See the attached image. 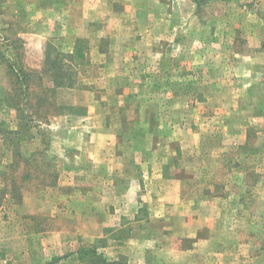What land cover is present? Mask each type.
I'll use <instances>...</instances> for the list:
<instances>
[{"label": "rangeland", "instance_id": "1", "mask_svg": "<svg viewBox=\"0 0 264 264\" xmlns=\"http://www.w3.org/2000/svg\"><path fill=\"white\" fill-rule=\"evenodd\" d=\"M0 264H264V0H0Z\"/></svg>", "mask_w": 264, "mask_h": 264}, {"label": "trees", "instance_id": "2", "mask_svg": "<svg viewBox=\"0 0 264 264\" xmlns=\"http://www.w3.org/2000/svg\"><path fill=\"white\" fill-rule=\"evenodd\" d=\"M76 53H77V56L79 57V58H81V59H83L84 58V53H83V51H82V49H76ZM27 79H28V77L27 76H23V74L21 75V76H16V82H18L19 81V84L21 83V84H23V81L24 80H26L27 81ZM29 81V80H28ZM25 92H27V86H26V90H25ZM26 95V94H25ZM47 96V95H46ZM46 96L44 95L43 97H42V99H39L38 100V102L41 104V103H44L45 101H47V98H46ZM37 102V103H38ZM11 106L10 107H14L15 109H16V112L18 113V121L20 122V124L22 125V127L23 126H27L28 125V123H30L31 121H33V119L31 118V115H32V113H31V115L29 114V112L28 113H26V111L24 110V109H22L21 108V103L20 102H17V99L15 100V99H13V100H11V104H10ZM27 104H25V106H26ZM35 113L34 114H36L37 116H38V110H33ZM39 117V116H38Z\"/></svg>", "mask_w": 264, "mask_h": 264}]
</instances>
